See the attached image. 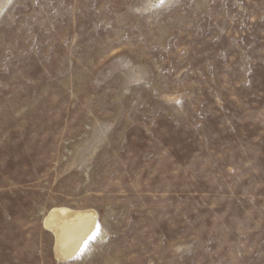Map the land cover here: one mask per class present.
<instances>
[{
    "label": "rangeland",
    "instance_id": "374dc122",
    "mask_svg": "<svg viewBox=\"0 0 264 264\" xmlns=\"http://www.w3.org/2000/svg\"><path fill=\"white\" fill-rule=\"evenodd\" d=\"M264 264V0H0V264Z\"/></svg>",
    "mask_w": 264,
    "mask_h": 264
},
{
    "label": "bare ground",
    "instance_id": "6f19581e",
    "mask_svg": "<svg viewBox=\"0 0 264 264\" xmlns=\"http://www.w3.org/2000/svg\"><path fill=\"white\" fill-rule=\"evenodd\" d=\"M41 223L43 229L51 235L55 260L64 264L78 256L94 235L98 217L91 208L58 205L47 210Z\"/></svg>",
    "mask_w": 264,
    "mask_h": 264
},
{
    "label": "snow or ice",
    "instance_id": "6c2138e0",
    "mask_svg": "<svg viewBox=\"0 0 264 264\" xmlns=\"http://www.w3.org/2000/svg\"><path fill=\"white\" fill-rule=\"evenodd\" d=\"M160 3L163 4L164 3V0H160Z\"/></svg>",
    "mask_w": 264,
    "mask_h": 264
}]
</instances>
